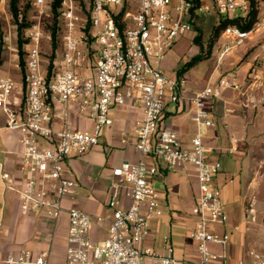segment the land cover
Masks as SVG:
<instances>
[{"label":"built area","instance_id":"1","mask_svg":"<svg viewBox=\"0 0 264 264\" xmlns=\"http://www.w3.org/2000/svg\"><path fill=\"white\" fill-rule=\"evenodd\" d=\"M53 1L35 0L40 16L52 13ZM76 2L62 0L58 8L62 51L47 64L42 54L46 30L41 22L27 28L25 101L13 100L16 80L0 78V110L7 126L20 133L22 156V182L7 171L2 178L7 189L18 193L20 213L40 215L55 227L67 211L65 264H181L169 237L161 251L141 243L149 234L150 221L162 214L153 183L160 174V161L171 170L190 164L196 169L199 188L193 207L197 220L190 233L199 253L194 264H214L225 258V253L212 250V244L226 245L230 236L211 228L228 220L214 187L222 163L210 160L201 129L215 124L207 101L220 97L225 89H238V75L235 71L223 74L187 99L197 128L187 147L174 130L161 126L168 104L184 98L186 80L177 73L166 74L160 62L179 37L194 29V21L203 12L228 19L246 17L251 1L90 0L86 13ZM237 12L240 15L232 16ZM263 26L264 12L249 31L227 25L221 56L243 45ZM130 105L143 108L135 122L140 158L113 168L106 213L94 215L78 206L66 207L65 201L76 198L79 186L68 160L99 145L103 129L114 124L115 111ZM105 222L107 236L93 240V225ZM49 255L50 250L34 253L23 248L7 253L3 263L49 264ZM240 264H264V254L252 250L249 260Z\"/></svg>","mask_w":264,"mask_h":264},{"label":"crops","instance_id":"2","mask_svg":"<svg viewBox=\"0 0 264 264\" xmlns=\"http://www.w3.org/2000/svg\"><path fill=\"white\" fill-rule=\"evenodd\" d=\"M263 32L264 26L251 33L250 37H258L257 44L246 46L244 50L236 48L224 56H221V52L225 41L220 43L219 39L209 59L180 74L186 80L184 98L177 104L169 103L161 121L162 127L174 130L185 146H191L197 128L191 121L194 108L187 99L208 84L216 83L223 74L236 71L239 88L225 89L220 97L207 101L206 107L215 124L201 129L210 160L222 163V169L214 179V187L223 200L228 216L227 222L213 224L211 228L219 234L228 233L230 236L226 245L212 244L215 253L226 255L214 264H240L249 260L252 250L264 254V189L261 187L264 181V103L260 102L264 92V74L258 67L250 72L264 53ZM182 41L160 62L161 69L168 75L179 74L183 68L176 66L179 57L177 45ZM190 51L196 53L195 47ZM0 72V78L9 77L6 62L0 66ZM15 80L18 87L13 100L22 103L23 82ZM142 115L140 105L117 109L114 124L105 130V144L97 145L84 158L68 160V167L75 174L79 186L76 198L65 201L66 207L78 206L94 215L106 213L109 189L114 180L113 168L126 160L136 162L140 158L135 148V122ZM19 137L18 131L7 126V117L0 110V264H4L7 253L23 248L34 253L50 250L51 264L59 224L63 230L62 264H65L69 223L67 211L63 212L58 227H54L50 221L48 224L40 215H22L18 193L7 189L2 178V172L7 171L22 182ZM124 138L125 143L122 142ZM169 174L176 176L173 175L167 182ZM161 180L165 182V189L157 190L162 214L150 221L149 234L141 246H152L161 251L165 237H169L176 255L182 260L181 264H194L199 258L196 243L190 237L197 220L193 213L199 193L196 169L188 164L171 170L160 161V174L153 179L154 186ZM107 233L108 223H95L91 237L101 241Z\"/></svg>","mask_w":264,"mask_h":264},{"label":"rangeland","instance_id":"3","mask_svg":"<svg viewBox=\"0 0 264 264\" xmlns=\"http://www.w3.org/2000/svg\"><path fill=\"white\" fill-rule=\"evenodd\" d=\"M81 11L87 12V9L89 8L90 5V0H77L76 2ZM19 8L22 11L21 16H20V21H22V15H25V19L22 22H25L27 24L26 27H24L22 35L19 36L18 33V23L16 21L15 16L13 15L11 9H10V0H0V61L3 64L6 62V65L8 66V69L10 70L9 77L13 78L14 80L17 79L19 81L23 82V73H24V68L20 65V52H19V37H21L23 42L22 50H23V57L25 59V54H26V30L27 28L35 23V22H41L44 29L47 32V36L43 38L42 40V54L45 60V63L49 62L51 59L56 57L61 51H62V41L61 37L59 35V29L61 28V19L60 15L55 18L53 11L52 13L49 12L47 15L40 16L39 13V7L35 4V0H20L19 2ZM264 12V0L260 2L259 5V14L257 20L261 17L262 13ZM234 15H240L239 12L232 14ZM221 19H228L226 17H223L221 15L216 14L215 12H203V15L198 16V18L194 21V29L189 31L187 34L182 35L177 39V41L174 43L173 47L176 46V44L180 42L177 45V68H182L192 57L195 55L200 54L203 52L204 54H213V50H215L217 42L214 44L213 48L209 47V42L212 37V30L213 26L217 25ZM54 25H57L58 28V41H57V48L54 49L53 47V41H52V27ZM264 33V32H263ZM197 35H201L202 37V43H203V49L196 44L194 41V38ZM226 36L224 34L221 35L220 43L226 40ZM253 37H248L243 45H240L238 50H244L246 46H253L257 44L258 37L253 38ZM264 38V35H263ZM195 47L196 53L192 54L190 51L191 49ZM172 48L168 51V53L172 50ZM264 50V47H263ZM192 54V56H191ZM175 56V55H174ZM1 64V65H2ZM0 65V66H1ZM256 67L260 69V71L264 74V53L263 56L258 58V60L254 63L253 68L250 70H254ZM236 72V71H235ZM0 74H2L0 72ZM23 101H25L26 97V86L23 84ZM260 102L264 103V92L260 97ZM91 126V125H90ZM107 127L103 129V133L100 137V144L103 145L105 144L106 141H104L105 137V130ZM104 141V142H103ZM88 153V152H87ZM85 154L81 157H85L88 154ZM173 175L175 174H169V177L167 178V182L173 178ZM176 176V175H175ZM89 180H92L91 177L88 178ZM169 179V180H168ZM264 180V179H263ZM156 189H165V182L163 180L159 181L156 183ZM261 187L264 189V181L261 184ZM88 191V190H87ZM92 193V191H91ZM95 196V195H94ZM97 197V195H96ZM48 224L50 222L46 221ZM58 227V226H57ZM57 234L55 236L54 240V249H53V258H52V263L51 264H62L63 261V249H64V237H63V230L60 227L56 229ZM164 231H161V234H163Z\"/></svg>","mask_w":264,"mask_h":264},{"label":"trees","instance_id":"4","mask_svg":"<svg viewBox=\"0 0 264 264\" xmlns=\"http://www.w3.org/2000/svg\"><path fill=\"white\" fill-rule=\"evenodd\" d=\"M251 1V10L249 12V14L246 17H236V18H232V19H221V21L217 24L213 26V30H212V37L210 39L209 42V47L210 50L211 48H213L214 44L216 42H218L219 38L222 35L223 30L225 29V27L229 24L232 25H237L239 27H241L243 30L249 31L251 30L254 25L256 24V22L258 21V14H259V5L260 2L263 0H250ZM19 2L20 0H10V9L13 13V15L16 18V21L18 23V33L19 36L22 35L23 29L24 27L27 26V24L25 22H22L26 17L23 14L22 15V21H20V16L22 11L19 8ZM61 2L62 0H54L53 4H52V11L54 14V17L57 18L59 16V10L58 8L61 6ZM19 52H20V65L24 68L25 65V59L23 57V50H22V46H23V42L21 37H19ZM52 41H53V47L54 49L57 48V41H58V28L57 25H54L52 27ZM194 41L196 42V44H198L201 48L203 47V43H202V37L201 35H197L194 38ZM203 49V48H202ZM211 55V51L210 54H204L203 52H201L198 55H195L190 61H188L183 68L179 71V74H182L183 72H185L187 69L199 64L200 62L209 59ZM1 61H0V65H1Z\"/></svg>","mask_w":264,"mask_h":264}]
</instances>
